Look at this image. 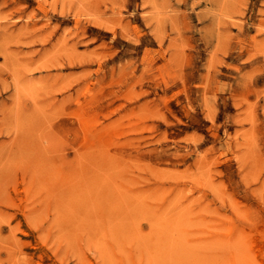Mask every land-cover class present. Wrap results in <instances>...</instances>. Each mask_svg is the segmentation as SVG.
<instances>
[{
	"label": "rangeland",
	"instance_id": "374dc122",
	"mask_svg": "<svg viewBox=\"0 0 264 264\" xmlns=\"http://www.w3.org/2000/svg\"><path fill=\"white\" fill-rule=\"evenodd\" d=\"M0 264H264V0H0Z\"/></svg>",
	"mask_w": 264,
	"mask_h": 264
},
{
	"label": "bare ground",
	"instance_id": "6f19581e",
	"mask_svg": "<svg viewBox=\"0 0 264 264\" xmlns=\"http://www.w3.org/2000/svg\"><path fill=\"white\" fill-rule=\"evenodd\" d=\"M90 195H91V194H90ZM88 201H89V200H88ZM99 203H100V202H99ZM94 205H95V204H94ZM94 205H93V206H94ZM101 205H102V204H101ZM92 209H93V208H92ZM85 215H87V213H86ZM85 218H86V216H85ZM199 248H200V247H199Z\"/></svg>",
	"mask_w": 264,
	"mask_h": 264
}]
</instances>
